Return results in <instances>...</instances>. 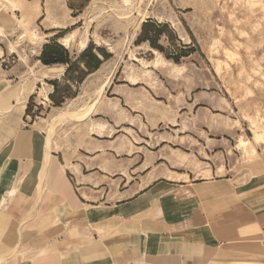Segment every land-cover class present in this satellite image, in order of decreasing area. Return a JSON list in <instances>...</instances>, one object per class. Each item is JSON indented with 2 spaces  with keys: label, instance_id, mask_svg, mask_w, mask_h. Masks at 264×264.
Returning a JSON list of instances; mask_svg holds the SVG:
<instances>
[{
  "label": "crops",
  "instance_id": "1",
  "mask_svg": "<svg viewBox=\"0 0 264 264\" xmlns=\"http://www.w3.org/2000/svg\"><path fill=\"white\" fill-rule=\"evenodd\" d=\"M41 1L19 2L29 13L37 5L41 15ZM44 2L45 20L56 19L57 25L38 34L36 54H30L35 73L22 85L27 83V90L21 86L11 97L7 88L17 76H8L1 88V61L14 52L1 44L0 24V202L15 192L30 200L31 214L40 209L20 242L41 244L36 237L55 236L56 251L81 264H264V173L232 175L226 163H213L210 155L229 156L230 141L212 138L203 127L199 134L164 133L186 151L173 149V142L156 135L152 101L164 100H156L152 88H134L138 80L131 82L130 75L116 84L114 74L105 73L109 81L103 90L112 97L101 101V95L92 103L102 117L89 124L91 136L70 145L36 125L40 110L63 105L110 56L97 46L102 41L94 39L91 46L82 37L71 52L72 34L56 37L69 25L64 9L54 0ZM143 20L137 47L147 44L166 62L191 56L170 25L169 34L159 21ZM168 46L171 57L164 53ZM50 51L59 61L42 63L41 55ZM42 83L49 87L39 92L44 101L31 106L30 95ZM196 97L183 98L188 105L213 102L208 94L197 102ZM196 154L203 158L199 164L184 165L187 155Z\"/></svg>",
  "mask_w": 264,
  "mask_h": 264
},
{
  "label": "rangeland",
  "instance_id": "2",
  "mask_svg": "<svg viewBox=\"0 0 264 264\" xmlns=\"http://www.w3.org/2000/svg\"><path fill=\"white\" fill-rule=\"evenodd\" d=\"M19 1L0 0L1 44L14 52L1 61V88L9 84L8 76H17V82L7 88L10 97L35 73L29 52L35 49L38 34L42 36L48 25H57L56 19L45 20V0L40 2L41 15L37 5V11L29 13ZM24 1L30 5L34 0ZM54 1L64 9L69 24L57 34L59 41L71 33V44L67 47L71 52H77L79 37L87 38L91 46H96L94 39L102 41L97 46L108 50L110 56L98 72L80 83L63 105L43 108L41 114H36L40 118L33 119L44 132L63 138L69 145L91 136L87 133L89 124L92 119L102 117L92 103L105 67L108 75L114 74L116 84L125 83L130 75L131 82L138 80L131 86L150 87L156 100H164V103L152 101L155 131L160 138L173 142V149H181L179 140L164 133L199 134L203 127L213 134L212 138L230 141L229 156L210 155L208 158L213 163H226L232 175L249 177L264 173V0ZM151 18L163 24L169 34L168 25L176 30L187 43L181 45L189 47L186 51L192 52L191 56L166 62L147 44L137 47L141 44L138 24ZM147 30L151 35L150 26ZM165 50V55L171 57L172 49L168 46ZM23 88L27 90V83ZM48 89L44 83L35 87L30 95L31 106L44 101L39 92ZM189 94L197 96L195 102L200 94H208L213 96V102L209 106L188 105L183 97ZM101 95V101L112 97L107 89ZM68 104L73 109L68 110ZM13 108L19 115L21 107ZM196 155H187L184 165L199 164L198 160L203 158ZM38 211L31 214L30 200L15 192L1 200L0 264H81L78 258L56 251L55 236L36 237L41 244L20 242L21 231L40 214Z\"/></svg>",
  "mask_w": 264,
  "mask_h": 264
},
{
  "label": "trees",
  "instance_id": "3",
  "mask_svg": "<svg viewBox=\"0 0 264 264\" xmlns=\"http://www.w3.org/2000/svg\"><path fill=\"white\" fill-rule=\"evenodd\" d=\"M150 41V44L153 46V47H157L159 50H163V48L159 45H156L152 40H149ZM177 57L174 58L175 62L177 61ZM40 60L42 61V63L44 64H51V63H55V62H58L59 61V57L56 55L55 52H52L50 51L49 53L47 54H42L41 57H40Z\"/></svg>",
  "mask_w": 264,
  "mask_h": 264
},
{
  "label": "bare ground",
  "instance_id": "4",
  "mask_svg": "<svg viewBox=\"0 0 264 264\" xmlns=\"http://www.w3.org/2000/svg\"><path fill=\"white\" fill-rule=\"evenodd\" d=\"M108 71V70H107ZM106 69H104V77H103V79H102V81L95 87V93H96V98H95V100H94V102H96V101H98V99L100 98V96H101V94H102V91H103V89L105 88V86L107 85V83H108V79H107V77H106ZM86 86H87V84H86ZM87 88H89V87H87ZM69 108V109H68ZM67 109L68 110H71V109H73V106L71 105V104H68L67 105ZM62 113V112H61ZM63 114V113H62ZM49 147V146H48ZM49 149V148H48ZM46 154H48V153H46ZM45 163V162H44Z\"/></svg>",
  "mask_w": 264,
  "mask_h": 264
},
{
  "label": "built area",
  "instance_id": "5",
  "mask_svg": "<svg viewBox=\"0 0 264 264\" xmlns=\"http://www.w3.org/2000/svg\"><path fill=\"white\" fill-rule=\"evenodd\" d=\"M29 54H31V55H34V54H36V50H35V49H30V52H29Z\"/></svg>",
  "mask_w": 264,
  "mask_h": 264
}]
</instances>
